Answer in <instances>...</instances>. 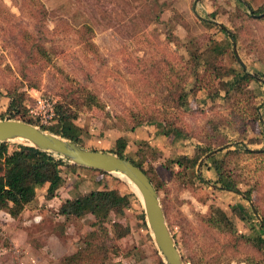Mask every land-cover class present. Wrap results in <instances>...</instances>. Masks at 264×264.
Listing matches in <instances>:
<instances>
[{
	"label": "rangeland",
	"instance_id": "obj_1",
	"mask_svg": "<svg viewBox=\"0 0 264 264\" xmlns=\"http://www.w3.org/2000/svg\"><path fill=\"white\" fill-rule=\"evenodd\" d=\"M238 1L0 0V116L9 93L19 94L28 106L40 96L49 98L54 110L57 102L70 105L84 147L108 150L115 138L130 135L124 154L132 156L137 142L148 141L155 155H147L143 165H151L162 180L157 195L183 264H246L244 260L257 257L255 248L237 234L249 233L250 224L257 229L264 220V154L243 152L264 150V16H252L264 11V0ZM205 21L221 23L234 37ZM190 38L200 49L208 46L207 39L226 44L217 63L239 69L234 42L242 70L253 77L248 86L225 95L223 80L204 79L207 89L187 94L180 105L178 85L187 90L191 78L185 46ZM90 97L97 105L86 104ZM137 122L141 124L130 129ZM164 122L179 128L182 136L161 137L157 132ZM206 145L220 148L214 152L217 158L235 149L223 158L225 170L240 190L250 191V199L214 186L215 173L204 155L193 168L177 173L172 158L196 155L197 147ZM63 171L57 190L62 198L64 191L71 197L102 184L129 194V208L110 217L127 226L128 234L120 239L101 234L111 264H165L138 193L128 182L116 173ZM41 194L37 191L21 211L24 219L18 217L11 238L23 252L24 264H53L76 251L94 229L89 214L66 219L53 209L57 200H43ZM235 204L243 207L244 219L240 211H231ZM213 207L227 211L238 233L205 222ZM1 237L0 245H9Z\"/></svg>",
	"mask_w": 264,
	"mask_h": 264
},
{
	"label": "trees",
	"instance_id": "obj_2",
	"mask_svg": "<svg viewBox=\"0 0 264 264\" xmlns=\"http://www.w3.org/2000/svg\"><path fill=\"white\" fill-rule=\"evenodd\" d=\"M236 2L238 3L239 1L236 0ZM175 16H178V14H175ZM208 16L213 17L214 12H209ZM254 18L258 19L260 17ZM205 24L208 26L216 25L218 30L226 37H230V35H232V38L234 37L231 32L229 34V32L220 28L217 24L209 21H205ZM175 40L177 39L175 38ZM187 40L185 46L190 60V72L188 76L191 78L188 82L189 88L187 90L180 84L178 85L180 91L174 89L178 92L176 101L180 105L186 103L185 98L187 94L194 95L201 89H207L206 83L204 84L203 82L204 79H206L207 82L208 80L221 82L223 80L225 95L235 92L240 93L241 89L243 87L246 88L253 79L252 76L242 70V67L238 69L233 66H225L217 63V57L223 59L227 47L226 44L223 45L218 40L217 42L215 40L212 41V39H207L206 42H208V46L200 49L197 45L193 47L194 43L191 42L194 41L191 38ZM190 45L192 47H190ZM205 54H207V56L212 54L211 60H208ZM233 60L238 65V61L235 57H233ZM186 79L181 82L184 83ZM175 88H177L176 85ZM214 95H218V92H214V94L209 97ZM89 99L90 100L86 103L87 105H97L93 97ZM27 107L28 104L22 102V98L19 94H15L14 92L9 93V95L6 96V104L3 110L4 114L0 116V119L6 117L9 119L21 120L37 126L42 131H47L61 138L69 139L80 147L116 154L138 166L147 175L156 191L162 186V180L154 172L153 167L151 165H143L145 160H147V155H155L153 146L148 141L137 142L135 144L136 147L133 149L134 153L132 156L124 154L129 144L127 137L130 135L127 137L124 136L123 138H115L114 147L108 150L84 147L80 143L79 127L76 126L77 124L74 121L76 114L71 112L68 103L57 102L55 104V123L51 126H43L37 120L35 121L29 118L25 112ZM140 124V122H137L130 127V129ZM157 133L161 137L167 139L182 136L181 130L175 127L171 122L159 123ZM131 146L132 145H130V147ZM197 150H199V152L196 155L189 157L188 155L181 154L171 159L173 160L174 168L177 170V173L185 172L193 168L198 159L209 152L211 148L206 145L197 147ZM232 151H235V149H227L220 158L216 157L217 153H212L207 156L206 160L210 161L212 170L215 173V179L212 182L214 185H217L218 189H224L225 191L229 189L237 194L242 193L243 198L248 200L251 196L250 191L240 190L237 182L231 177L230 173L225 170L226 163L223 158H225L226 153L228 154ZM243 152L251 155L264 154V150L256 151L248 148H245ZM133 158H137L138 160L135 161ZM65 168L71 170L81 168L95 173L96 175H106L100 170L73 165L30 145L9 141L0 142V210L5 211L9 216L15 218L21 213L25 206L35 199L36 192L41 187H45V191L42 193L43 200H55V197L60 199L57 190L63 182L65 173L63 169ZM102 185V187L91 188L75 196L64 198L60 202L58 201L59 203H56V207L54 206L55 212L66 219L70 217L79 218L89 214L92 217L90 226L94 229L90 230L83 237L82 245L76 251L63 255L53 264H111L108 261L107 246L105 241L102 240L101 234L103 233L107 239H120L128 234L129 229L127 226H124L118 219L111 220L110 217L125 212L130 206V199L128 193L119 192V190L115 188H108L106 184ZM242 208L243 207L240 208L239 205L235 204L231 207V211L235 209L240 211L241 218L244 219L246 215L242 212ZM162 210L164 213L163 207ZM142 221L143 224H145L143 213ZM261 221L263 224H259L257 229L250 224L247 227L250 230L249 233H238L234 224L228 217L227 211L221 207H213L211 214L205 218V222L210 227L230 233H238V237L245 239L255 248L257 257L254 256L244 260L246 264H264V220ZM107 223H109L108 227L106 226ZM97 231L100 232L99 235ZM109 233L110 237L108 236Z\"/></svg>",
	"mask_w": 264,
	"mask_h": 264
},
{
	"label": "water",
	"instance_id": "obj_3",
	"mask_svg": "<svg viewBox=\"0 0 264 264\" xmlns=\"http://www.w3.org/2000/svg\"><path fill=\"white\" fill-rule=\"evenodd\" d=\"M263 15L264 11L259 14H252L254 17ZM216 24L228 32L221 23L216 22ZM232 49L236 60L244 69L245 65L235 52L234 42H232ZM2 141H19L24 145L33 146L73 165L100 170L104 173H118L127 178L139 194L145 222L165 264H183L182 256L165 221L157 191L147 175L138 166L110 152L80 147L69 139L42 131L37 126L17 119L6 117L0 119V142ZM219 149L210 150L202 158H206ZM200 161L197 166H199ZM226 190L230 191L229 189ZM249 206L256 216L251 202H249Z\"/></svg>",
	"mask_w": 264,
	"mask_h": 264
},
{
	"label": "crops",
	"instance_id": "obj_4",
	"mask_svg": "<svg viewBox=\"0 0 264 264\" xmlns=\"http://www.w3.org/2000/svg\"><path fill=\"white\" fill-rule=\"evenodd\" d=\"M76 169H77V173H78V171H80L81 168H76ZM44 191H45V187H41L38 189L39 193H44ZM64 193H65V196L63 198L57 193L59 195L60 199H58V197H55V200H57L56 203H59L64 198L70 197L68 192L64 191ZM56 203L54 205L55 207H56ZM48 205L50 206L52 204L48 203ZM55 207L53 209H55ZM24 208H26V206ZM18 217L21 218V221L24 219V217L21 213L16 217L17 218L16 219V218L9 216V214L6 213L5 211L0 210V236H2L1 237L2 239L5 237L7 239V241L9 242V245H7V246L0 245V264H9V263L12 264V263H14V262H12L13 253L11 250L16 248V247L14 245H12L13 243H15V241H13L11 238L15 235V232H16L15 231V226H16L15 224H20L18 222V220H19ZM21 224H22V222H21ZM3 235H4V237H3ZM19 259L21 260L22 264L25 263V256L24 255H22ZM15 263H16V261H15Z\"/></svg>",
	"mask_w": 264,
	"mask_h": 264
},
{
	"label": "built area",
	"instance_id": "obj_5",
	"mask_svg": "<svg viewBox=\"0 0 264 264\" xmlns=\"http://www.w3.org/2000/svg\"><path fill=\"white\" fill-rule=\"evenodd\" d=\"M27 114L31 117L37 118L38 122L43 126H51L55 118V110L49 98H42L40 96L34 97V103L26 108ZM16 264H22L19 259L23 252L14 248L11 250Z\"/></svg>",
	"mask_w": 264,
	"mask_h": 264
},
{
	"label": "bare ground",
	"instance_id": "obj_6",
	"mask_svg": "<svg viewBox=\"0 0 264 264\" xmlns=\"http://www.w3.org/2000/svg\"><path fill=\"white\" fill-rule=\"evenodd\" d=\"M23 142V141H22ZM23 143H25V142H23ZM27 143V142H26ZM117 175L120 177V178H122L125 182H128L135 190H136V188H135V186L127 179V178H125L124 176H122L121 174H118L117 173ZM136 192H137V190H136ZM138 193V192H137ZM136 193V194H137ZM137 196L139 197V194H137ZM139 199H140V197H139Z\"/></svg>",
	"mask_w": 264,
	"mask_h": 264
}]
</instances>
